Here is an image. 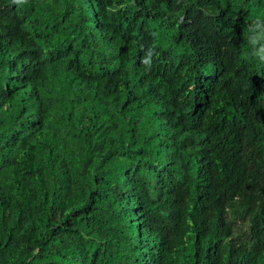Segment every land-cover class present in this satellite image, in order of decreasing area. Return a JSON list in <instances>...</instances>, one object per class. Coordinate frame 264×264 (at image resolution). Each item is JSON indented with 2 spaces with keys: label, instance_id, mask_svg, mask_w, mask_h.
<instances>
[{
  "label": "trees",
  "instance_id": "16d2710c",
  "mask_svg": "<svg viewBox=\"0 0 264 264\" xmlns=\"http://www.w3.org/2000/svg\"><path fill=\"white\" fill-rule=\"evenodd\" d=\"M254 50L264 0H0V264H176L151 214L182 264L257 259L219 251L264 228Z\"/></svg>",
  "mask_w": 264,
  "mask_h": 264
},
{
  "label": "clouds",
  "instance_id": "9594fccd",
  "mask_svg": "<svg viewBox=\"0 0 264 264\" xmlns=\"http://www.w3.org/2000/svg\"><path fill=\"white\" fill-rule=\"evenodd\" d=\"M184 1L186 2L187 0H183V2ZM252 54L254 56H258L261 60H264V55L258 54L257 52H255V50L253 51ZM141 62L143 64H145L148 67V69L150 70V68H151V51H149V53L147 54V58L143 59ZM240 206H241V204H240ZM206 207H207V205L203 204L200 209H202L203 211H206ZM236 212L238 213V220L237 221H232V223H231L230 222V216L226 214L224 221L219 226V232L222 236V239L220 242L222 244H224V245L220 244L219 251L225 252L226 250H228L232 247L231 239L226 238V232L231 231V229L229 227H232L233 230H235L237 228L243 229V227H245L248 231L252 230V232H254L253 234L251 233L254 237L252 239H254L258 243L262 244V248H261L262 252L259 253L257 259H254V256H251V254H249L247 251L240 252L237 255L239 257H242V258L243 257L250 258V260L248 262H245V264H264V228L260 229L259 228L260 225L252 223L250 220V216H248L244 213L243 207L237 208ZM156 215H157V217H153V215L151 214L147 218H143L142 220L134 221L133 222L134 226L141 225L144 223L146 231H148L151 228L149 234L153 237V240H156V239H158V237L163 236V235L168 234V233L171 235L170 239L174 240V242L182 239L183 244L176 245V246L170 248V250H169L172 253V255L178 256L175 258L176 264H182V258L183 257L187 258L189 255V251H190L189 250V244L187 241L188 236L183 235V234H182L183 235L182 237L175 236L171 230L164 227L166 225H165V223H163L161 221L162 217L158 214H156ZM170 222H172V221H170ZM170 222H167V223H170ZM120 224H122V223L120 222ZM257 230L259 231L258 233H257ZM163 231H165V232H163ZM175 231H177V229H175ZM194 246H195L194 249H198V250L202 249V247L197 243ZM240 249H241V246L238 247V249L236 251H239ZM228 255H229V253H228Z\"/></svg>",
  "mask_w": 264,
  "mask_h": 264
}]
</instances>
